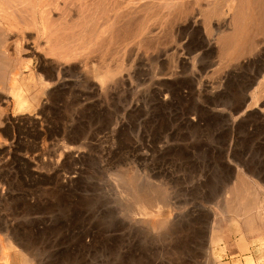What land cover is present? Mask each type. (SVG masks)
<instances>
[{"label":"rangeland","instance_id":"rangeland-1","mask_svg":"<svg viewBox=\"0 0 264 264\" xmlns=\"http://www.w3.org/2000/svg\"><path fill=\"white\" fill-rule=\"evenodd\" d=\"M105 1L0 0V264H264V0Z\"/></svg>","mask_w":264,"mask_h":264},{"label":"bare ground","instance_id":"bare-ground-1","mask_svg":"<svg viewBox=\"0 0 264 264\" xmlns=\"http://www.w3.org/2000/svg\"><path fill=\"white\" fill-rule=\"evenodd\" d=\"M93 1V0H92ZM107 1H109V0H107ZM107 1H105V2H107ZM112 1V0H111ZM96 3V2H95ZM110 3V2H109ZM113 4V3H112ZM102 5V4H101ZM113 6V5H112ZM121 7V6H120ZM119 7V8H120ZM9 8V7H8ZM15 10V9H14ZM27 10V9H26ZM113 10V9H112ZM126 10V9H125ZM4 11V10H3ZM16 12V11H15ZM117 12V11H116ZM18 13V12H17ZM110 13V12H109ZM108 14V13H107ZM115 14V13H114ZM25 15V14H24ZM105 16H107L106 14H105ZM110 16V15H109ZM108 16V17H109ZM105 18V17H104ZM113 18V17H112ZM111 18V19H112ZM118 18V17H117ZM120 19V18H119ZM109 25H110V23H109ZM108 25V26H109ZM54 26V25H53ZM114 26V25H113ZM111 28H113V27H111ZM109 29V28H108ZM61 31V30H60ZM110 31V30H109ZM107 32H108V30H107ZM3 33V32H2ZM61 33V32H60ZM2 42V41H1ZM59 42V41H58ZM63 42V41H62ZM1 45V44H0ZM78 45V44H77ZM4 68V67H3ZM107 71V70H106ZM111 73V72H110ZM112 75V74H111ZM71 84V83H70ZM58 97V96H57ZM26 150V149H25ZM130 178H131V176H130ZM133 179V178H132ZM135 179V178H134ZM133 179V181H135ZM131 182V181H130ZM159 186V185H158ZM136 187V186H135ZM146 190H148V189H146ZM137 191V190H136ZM136 191H134V193L136 192ZM141 191V190H140ZM149 191V190H148ZM153 191V190H152ZM137 192H139V190L137 191ZM157 192H158V190H157ZM147 191H145V190H143L142 189V192L140 193V194H138V196L139 195H141L143 198V200L146 198V201L148 202L150 199L149 198H147ZM149 193H150V191H149ZM148 193V194H149ZM136 194V195H137ZM156 194V193H155ZM158 195V194H157ZM161 195V194H160ZM135 196V195H134ZM140 196V197H141ZM150 196V195H149ZM153 196V195H152ZM159 196V195H158ZM240 196V195H239ZM137 197V196H136ZM157 197V196H156ZM166 197V196H165ZM134 198V197H133ZM137 198H139V197H137ZM250 198V197H249ZM255 198V197H254ZM160 199H162V197L160 198ZM251 199V198H250ZM155 200H157L156 198H155ZM169 200V199H168ZM151 201V200H150ZM149 201V202H150ZM165 201V200H164ZM254 201V200H253ZM256 201V200H255ZM152 202V201H151ZM168 202V201H167ZM232 202H233V200H232ZM253 202H250V204H249V206H248V208H246V210H247V212L248 213H250V211L252 210V207H253V204H252ZM248 205V204H247ZM222 207V206H221ZM232 208V207H231ZM135 209V208H134ZM221 211V210H220ZM229 212V211H228ZM253 212V211H252ZM251 212V213H252ZM259 212V211H258ZM136 213V212H135ZM230 213H232V212H230ZM140 214V213H139ZM259 214H260V216H262L263 214H262V212H259ZM137 215V214H136ZM247 215H249V214H247ZM252 215H253V213H252ZM250 216H251V214H250ZM245 217H247V216H245ZM251 218V217H250ZM254 220V218H251V219H249V217H248V219L247 220H245V222H244V224H245V226H246V230H244L243 228H242V226L241 225H239L238 224V222L235 220V219H233L232 220V223H233V227L231 228L232 229V231L237 235V242L239 243V244H241L242 246L244 245V243H245V241H248V232H251L252 230H253V225H252V223L255 221H253ZM217 230V229H216ZM215 230V231H216ZM218 231V230H217ZM216 233V232H215ZM2 236V235H1ZM260 240H264V238L263 239H260ZM216 243V244H215ZM213 242L212 244L213 245H217V242ZM219 244H220V242H219ZM1 245V244H0ZM11 245V244H10ZM27 251V250H26ZM1 254V253H0ZM215 254V253H214ZM217 254V253H216ZM18 255V254H17ZM216 256V255H215ZM16 257H19V256H16ZM21 259H23V256H21Z\"/></svg>","mask_w":264,"mask_h":264}]
</instances>
